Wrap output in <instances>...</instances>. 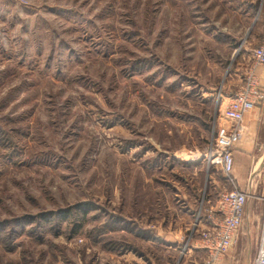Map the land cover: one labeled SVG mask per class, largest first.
I'll return each mask as SVG.
<instances>
[{"label": "rangeland", "instance_id": "1", "mask_svg": "<svg viewBox=\"0 0 264 264\" xmlns=\"http://www.w3.org/2000/svg\"><path fill=\"white\" fill-rule=\"evenodd\" d=\"M263 38L264 0H0V264L212 263Z\"/></svg>", "mask_w": 264, "mask_h": 264}, {"label": "built area", "instance_id": "2", "mask_svg": "<svg viewBox=\"0 0 264 264\" xmlns=\"http://www.w3.org/2000/svg\"><path fill=\"white\" fill-rule=\"evenodd\" d=\"M254 59L264 64V38L253 51ZM264 102V90L250 87L239 93L226 107L224 117L228 122L227 129L222 130L214 141L212 162L220 165L222 171L233 183L234 147L245 133L244 117L256 105ZM247 191L236 186L226 190L220 197V208L212 209L206 229L201 232V248L208 252L209 261L222 258L231 248L243 225L245 207L249 198ZM199 225V224H198ZM254 264H264V223L258 240V252Z\"/></svg>", "mask_w": 264, "mask_h": 264}, {"label": "crops", "instance_id": "3", "mask_svg": "<svg viewBox=\"0 0 264 264\" xmlns=\"http://www.w3.org/2000/svg\"><path fill=\"white\" fill-rule=\"evenodd\" d=\"M243 123L245 133L234 147L232 172L233 186L250 194L243 225L230 250L210 264H243L251 258L255 262L258 252V240L264 223V102L248 111ZM199 225L205 224L201 221ZM196 249L199 257L205 252L199 247Z\"/></svg>", "mask_w": 264, "mask_h": 264}]
</instances>
